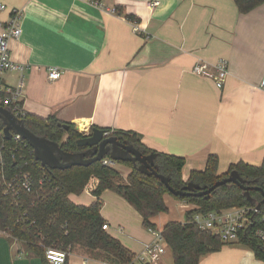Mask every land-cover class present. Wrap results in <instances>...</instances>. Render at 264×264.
I'll use <instances>...</instances> for the list:
<instances>
[{
  "label": "crops",
  "instance_id": "obj_1",
  "mask_svg": "<svg viewBox=\"0 0 264 264\" xmlns=\"http://www.w3.org/2000/svg\"><path fill=\"white\" fill-rule=\"evenodd\" d=\"M0 33L14 12H22V36L9 44L23 71L1 75L17 88L21 103L38 118L56 117L86 136L93 128L136 133L158 153L185 160L182 178L219 159L218 175L232 165H264V4L240 14L234 0H0ZM158 3L157 6H154ZM131 17L139 23L136 33ZM228 63L221 89L195 74L198 64ZM51 68L62 72L51 81ZM125 169L127 179L131 170ZM71 195L76 205L97 198ZM107 233L138 255L152 235L141 214L122 196L101 198ZM170 212L158 223L181 222L184 202L165 197ZM161 264H174L166 246ZM0 264H42L26 246L0 231ZM69 264H104L75 251ZM199 264H264L241 242L223 244Z\"/></svg>",
  "mask_w": 264,
  "mask_h": 264
},
{
  "label": "trees",
  "instance_id": "obj_2",
  "mask_svg": "<svg viewBox=\"0 0 264 264\" xmlns=\"http://www.w3.org/2000/svg\"><path fill=\"white\" fill-rule=\"evenodd\" d=\"M234 3L240 14H248L263 5L264 0H234ZM129 19L133 20L131 17ZM0 123L5 126L2 120ZM24 125L34 135L58 143L66 152L78 154L83 149L77 145L83 135L72 125L60 122L54 116L42 119L27 114ZM104 131L120 142L133 146L144 156L155 154L153 168L158 174L168 178L169 185L175 190H182L189 183L207 190L228 178L232 172H237L245 186L259 187L264 191V165L254 167L241 162L232 165L227 174L219 176V159L216 155H211L205 170L192 172L189 180L184 182L183 158L149 149L136 133L113 132L108 129ZM1 145L0 138V147ZM31 158L35 160L34 157ZM119 164L131 168L127 179L114 167L97 162L89 167L75 166L68 170L46 167L51 181L44 185L42 192L26 194L20 202L4 196L0 189V231L22 242L27 251L37 256L42 264H51L47 258L49 249L67 252L65 264H69L70 256L77 248L83 250L91 259L104 264H132L135 255L103 230L105 221L101 213L103 202L100 198L106 190H110L126 199L141 214L143 224L148 230H162L165 243L172 252L174 264H199L202 255L219 251L223 243L212 232L202 231L192 223L196 213L259 204L264 211V195L260 191L251 190L249 198L244 190L229 183L215 189L209 198L175 197L158 178L140 172L138 164ZM40 167L41 163L36 161L32 170L38 175ZM93 178L99 182L93 193L97 199L90 206L72 203L70 196L81 195ZM166 195L195 204L200 209L187 212L184 223L167 222L160 226L158 218L170 212ZM25 213L28 214L27 220L18 222ZM252 230L242 234L239 242L249 246L256 257L264 262V243L255 238Z\"/></svg>",
  "mask_w": 264,
  "mask_h": 264
},
{
  "label": "built area",
  "instance_id": "obj_3",
  "mask_svg": "<svg viewBox=\"0 0 264 264\" xmlns=\"http://www.w3.org/2000/svg\"><path fill=\"white\" fill-rule=\"evenodd\" d=\"M157 5L158 3L154 4V6ZM0 8H3L1 3ZM22 18V12H14L0 33V108L9 110L17 120L24 122L28 113L20 101L23 79L17 88L7 86L1 79V75L6 72L23 71L24 69L12 59L9 48L11 40H19L22 36ZM127 21L132 23L136 33L141 32L136 20L128 18ZM194 72L212 79L216 87L221 89L228 76V63L221 60L213 68L201 63L195 66ZM61 76L62 72L58 68H51L48 74L51 81H56ZM260 88L264 90V79ZM4 129L5 126L0 123L2 142L0 147V189L4 196L12 198L15 202H20L26 194L42 192L44 185L51 181V177L42 164L38 175L32 170L35 168L37 160L34 149L28 141L17 134H13L12 138L8 140ZM105 135L108 137L109 133ZM9 141H12L11 144L7 143ZM31 157H34L35 160H32ZM102 162L105 166L115 167L117 165L110 159H104ZM88 187L89 185L85 191H88ZM199 209V206L187 202L181 206V211L184 213ZM27 216L28 214L25 213L18 222H24L27 220ZM192 223L202 231L212 232L225 245L239 242L242 234L255 227L252 230L255 238L264 243V211L257 206L232 207L207 213L198 212L193 216ZM103 230L107 231L108 225H103ZM148 231L152 235V241L146 243L143 251L134 256L132 264H161L162 258L166 254L167 245L162 230L149 229ZM5 234L13 238L10 234ZM67 255V252L61 250L49 249L47 251V258L51 264H65Z\"/></svg>",
  "mask_w": 264,
  "mask_h": 264
},
{
  "label": "water",
  "instance_id": "obj_4",
  "mask_svg": "<svg viewBox=\"0 0 264 264\" xmlns=\"http://www.w3.org/2000/svg\"><path fill=\"white\" fill-rule=\"evenodd\" d=\"M0 119L5 124L4 133L8 140L12 138L13 134L20 135L34 149L36 160L41 162L44 167L53 170H68L75 166L89 167L109 157L111 162L115 164L119 162L138 164L140 172L158 178L175 197L209 198L215 189L229 183H233L244 190L249 198L251 190L260 191L264 195L262 188L245 186L237 172H232L228 178L217 182L207 190H203L194 183H189L182 190H175L169 185L168 178L158 174L153 168L155 154L144 156L139 150L120 142L116 137H107L106 132L102 129L93 128L90 135L83 136L78 140V147L88 148L86 152L71 154L65 152L58 143L31 133L25 127L24 122L17 120L9 110L0 108ZM257 207L261 208V204Z\"/></svg>",
  "mask_w": 264,
  "mask_h": 264
},
{
  "label": "rangeland",
  "instance_id": "obj_5",
  "mask_svg": "<svg viewBox=\"0 0 264 264\" xmlns=\"http://www.w3.org/2000/svg\"><path fill=\"white\" fill-rule=\"evenodd\" d=\"M66 138H67V135L64 136V139H66ZM119 165H121V164H119ZM123 166H125V165H123ZM126 167H128V166H126ZM114 168L116 170H118L121 173V175L124 177V174L126 172L125 169H121V167L120 168L119 167L117 168V165ZM130 170H131V168H130ZM170 197L173 198L172 196H170ZM172 213H173V217H174L173 219H175V220L183 221V220L186 219L183 215H180V211L178 209H172ZM166 216H167L166 214L163 215V217H166ZM75 251H79V252H82L83 254H85V252L83 250H80L79 248H77Z\"/></svg>",
  "mask_w": 264,
  "mask_h": 264
},
{
  "label": "flooded vegetation",
  "instance_id": "obj_6",
  "mask_svg": "<svg viewBox=\"0 0 264 264\" xmlns=\"http://www.w3.org/2000/svg\"><path fill=\"white\" fill-rule=\"evenodd\" d=\"M91 134V132H89V134L88 135H90ZM88 135H86V136H88ZM125 144V143H124ZM88 150V148H83L82 149V151L81 152H79V153H83V152H86ZM66 152V151H65ZM67 153H69V152H67Z\"/></svg>",
  "mask_w": 264,
  "mask_h": 264
}]
</instances>
